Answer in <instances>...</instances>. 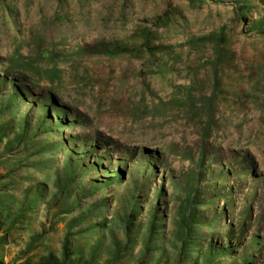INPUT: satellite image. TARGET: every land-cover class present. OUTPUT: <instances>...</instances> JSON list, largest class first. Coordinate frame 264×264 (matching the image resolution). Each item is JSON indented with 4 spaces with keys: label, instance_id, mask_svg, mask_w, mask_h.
<instances>
[{
    "label": "rangeland",
    "instance_id": "1",
    "mask_svg": "<svg viewBox=\"0 0 264 264\" xmlns=\"http://www.w3.org/2000/svg\"><path fill=\"white\" fill-rule=\"evenodd\" d=\"M210 242L264 264V0H0V264H205Z\"/></svg>",
    "mask_w": 264,
    "mask_h": 264
},
{
    "label": "trees",
    "instance_id": "2",
    "mask_svg": "<svg viewBox=\"0 0 264 264\" xmlns=\"http://www.w3.org/2000/svg\"><path fill=\"white\" fill-rule=\"evenodd\" d=\"M101 49H102L103 52L111 53V54H118V53L123 51L120 48L110 49V48H108L106 46H102ZM11 82H12V84L14 86L15 85L17 86V84H16L17 83V79L16 78H14ZM201 163H202V161H199L197 163V166H196L197 169L201 168V166H200ZM201 172L202 171H199V173H201ZM114 175H115L114 178H116V177L117 178L124 177L123 169L122 168H118ZM114 178H112V179H114ZM61 190L62 191L64 190V192H66L67 191L66 186L62 187ZM197 199H198V197L196 196L195 192L189 193V195L186 196V199L183 202L182 207L180 208L181 225L179 226V232H180L179 235H180L182 241H185V239L188 238L191 235L193 227H194L195 220L201 218V216H199L197 214V212H196L197 208H196L195 204H197ZM131 219H133V214L126 213L124 215L123 220H124L125 223H128V228L132 224L131 223ZM239 227L241 228L242 226H239ZM69 241H70L69 237H67V239L65 241L66 248H67V244H69ZM118 251L119 250L117 249V252ZM203 252H204L203 256H204L205 264H212L214 259H216L219 256L223 255L226 251H225V247L223 249L222 247L220 248L217 245H215L214 243L210 242L209 243V247L207 248V250L204 249ZM249 256H253V252H250V254L246 257V259L245 258L243 259V264H254L253 261L248 260ZM65 264H68V263H65ZM155 264H165V263L157 262Z\"/></svg>",
    "mask_w": 264,
    "mask_h": 264
}]
</instances>
